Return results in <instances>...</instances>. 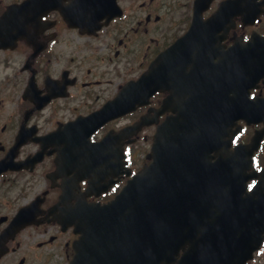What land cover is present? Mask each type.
<instances>
[{"label": "flooded vegetation", "instance_id": "flooded-vegetation-1", "mask_svg": "<svg viewBox=\"0 0 264 264\" xmlns=\"http://www.w3.org/2000/svg\"><path fill=\"white\" fill-rule=\"evenodd\" d=\"M41 1L0 0V37H7L5 45L0 40V264L71 262L79 234L64 215L83 198L105 200L85 194L94 169L82 147L89 117L160 55L162 88L91 136L117 135L105 150L113 154L108 162L121 146L124 166L135 171L133 153L146 149L148 157L158 126L184 116L185 102L232 103L250 84L251 109L225 139L230 151L246 148L235 169L246 192L264 182V0H115L113 16L105 6L98 12L70 4L78 0H56L42 14ZM144 114L152 120L137 128ZM211 140L203 137L206 145ZM117 176L120 187L128 176ZM226 236L241 242L239 227ZM254 257L264 259V242Z\"/></svg>", "mask_w": 264, "mask_h": 264}, {"label": "water", "instance_id": "water-1", "mask_svg": "<svg viewBox=\"0 0 264 264\" xmlns=\"http://www.w3.org/2000/svg\"><path fill=\"white\" fill-rule=\"evenodd\" d=\"M145 81L146 76L142 77L138 83L144 84ZM161 85L162 82L157 80L153 90ZM160 184L159 179L151 180V174L147 169L129 182L110 202L104 205H91L83 220L82 229L84 232L89 229L95 233L89 243L98 244L97 233L101 238L111 239L106 242V245L110 247L114 261H119L120 254H126L122 261L126 264H170L175 261L180 248L184 247L183 243H187L189 247L183 248L184 253L175 264H197L198 261L194 256L199 247L210 248L217 239V233L226 225L222 227L215 225L217 228H212L210 223L214 220L209 219L205 229L201 227L196 229L193 214L179 212L177 209L173 191L170 203L165 202L164 195L168 191ZM157 186H159L158 189ZM192 186L193 182L190 188ZM231 196L233 195L226 191L217 192L218 206H225V202L228 203V198ZM259 226L261 231L255 242L263 238L264 220L259 223ZM253 240L254 236L250 233L246 243ZM253 248L255 247H252L245 255L250 256ZM80 262V257H77L73 264ZM241 262L242 259L239 264Z\"/></svg>", "mask_w": 264, "mask_h": 264}, {"label": "rangeland", "instance_id": "rangeland-1", "mask_svg": "<svg viewBox=\"0 0 264 264\" xmlns=\"http://www.w3.org/2000/svg\"><path fill=\"white\" fill-rule=\"evenodd\" d=\"M146 149H140L138 156L143 158V154L145 153ZM255 264H264V259L258 260Z\"/></svg>", "mask_w": 264, "mask_h": 264}]
</instances>
